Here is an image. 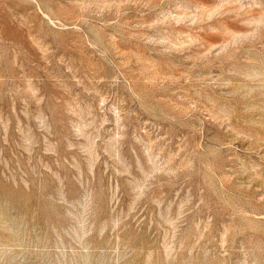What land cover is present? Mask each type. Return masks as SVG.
Listing matches in <instances>:
<instances>
[{"label":"rangeland","instance_id":"obj_1","mask_svg":"<svg viewBox=\"0 0 264 264\" xmlns=\"http://www.w3.org/2000/svg\"><path fill=\"white\" fill-rule=\"evenodd\" d=\"M0 264H264V0H0Z\"/></svg>","mask_w":264,"mask_h":264}]
</instances>
